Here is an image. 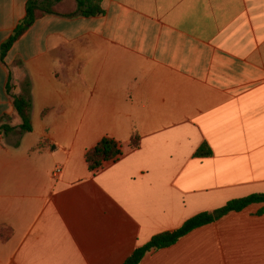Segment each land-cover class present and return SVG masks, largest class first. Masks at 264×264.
<instances>
[{
	"label": "crops",
	"instance_id": "0c3cea01",
	"mask_svg": "<svg viewBox=\"0 0 264 264\" xmlns=\"http://www.w3.org/2000/svg\"><path fill=\"white\" fill-rule=\"evenodd\" d=\"M28 2L0 0V126L21 124L10 76L32 99V132L0 134V264H124L264 195V0H104L103 16L38 20L3 62ZM106 138L123 155L93 174ZM141 264H264V203Z\"/></svg>",
	"mask_w": 264,
	"mask_h": 264
},
{
	"label": "trees",
	"instance_id": "16d2710c",
	"mask_svg": "<svg viewBox=\"0 0 264 264\" xmlns=\"http://www.w3.org/2000/svg\"><path fill=\"white\" fill-rule=\"evenodd\" d=\"M104 0H29L25 19L16 27L12 36L1 47V60L4 62L8 53L29 29L40 19L47 15H56L63 18L73 19L77 17H99L105 15L102 3ZM16 68L23 71L22 63H17ZM21 92L15 93L17 84L10 76L6 92L10 97L15 113L21 124L18 128L10 125L0 126V134H8L19 131L21 135L32 132L31 111L32 99L30 83L23 77L19 84ZM140 145V138L135 135L131 147L136 149ZM207 146L202 147L196 156L210 155L206 152ZM123 155L122 146L115 140L106 138L98 143L86 155V163L89 171L93 174L101 170L106 164L116 162ZM264 203V195H253L244 199L229 202L224 208L214 212L198 215L189 220L180 229L155 236L148 244L138 248L124 264H141L145 256L153 251L162 250L175 245L183 237L203 226L215 223L225 215L233 212H241L252 204Z\"/></svg>",
	"mask_w": 264,
	"mask_h": 264
},
{
	"label": "built area",
	"instance_id": "2783aa9c",
	"mask_svg": "<svg viewBox=\"0 0 264 264\" xmlns=\"http://www.w3.org/2000/svg\"><path fill=\"white\" fill-rule=\"evenodd\" d=\"M61 172V170H56L55 174L58 175Z\"/></svg>",
	"mask_w": 264,
	"mask_h": 264
}]
</instances>
